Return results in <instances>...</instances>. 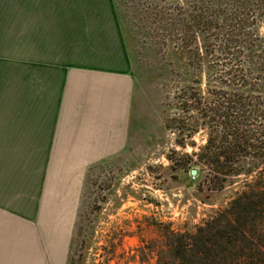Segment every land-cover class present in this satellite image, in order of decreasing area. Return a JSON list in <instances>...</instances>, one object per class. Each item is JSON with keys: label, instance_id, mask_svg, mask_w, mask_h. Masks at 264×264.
Segmentation results:
<instances>
[{"label": "crops", "instance_id": "0c3cea01", "mask_svg": "<svg viewBox=\"0 0 264 264\" xmlns=\"http://www.w3.org/2000/svg\"><path fill=\"white\" fill-rule=\"evenodd\" d=\"M118 30L109 3L0 0V264H65L86 170L126 149Z\"/></svg>", "mask_w": 264, "mask_h": 264}, {"label": "trees", "instance_id": "16d2710c", "mask_svg": "<svg viewBox=\"0 0 264 264\" xmlns=\"http://www.w3.org/2000/svg\"><path fill=\"white\" fill-rule=\"evenodd\" d=\"M157 5L140 19L144 25L158 23L165 36V65L155 78L166 88L176 85L165 128L182 149L197 134L206 136L198 152L184 157L205 175L209 195L235 185L241 189L193 231L160 224L156 245L141 247L137 264H150V257L155 264H264V48L257 56L256 46L232 32L218 40L207 36L226 25L223 6L264 10V0H196L193 5L180 0L161 10ZM84 186L67 264H85L95 237L93 222L86 224L81 213Z\"/></svg>", "mask_w": 264, "mask_h": 264}, {"label": "rangeland", "instance_id": "374dc122", "mask_svg": "<svg viewBox=\"0 0 264 264\" xmlns=\"http://www.w3.org/2000/svg\"><path fill=\"white\" fill-rule=\"evenodd\" d=\"M177 1L180 2L95 0L114 8L135 88L126 149L86 170L81 213L86 224L93 222L95 237L85 254V264H137L140 248L156 245L152 242L158 239L160 224L179 231H193L225 209L241 189L235 185L209 195L205 175L184 157L198 152L206 136L203 132L197 134L182 149L176 144L175 134L165 128L167 104L176 85L166 88L156 80L157 69L165 65V51L161 49L165 36L158 23L149 21L144 25L140 16L153 4H159L157 8L161 10L171 8ZM195 1L190 0L192 5ZM223 7L221 15L226 18V25L222 31L207 36L218 40L232 32L256 46L259 56L264 48V10L257 5L245 12H237L232 5ZM241 21L243 24L239 25ZM201 42L200 36L195 39L198 49ZM152 48L155 53L150 51ZM192 142L195 147L190 145ZM192 170L198 171L195 179ZM149 263L155 264V260L150 257Z\"/></svg>", "mask_w": 264, "mask_h": 264}, {"label": "water", "instance_id": "95a60500", "mask_svg": "<svg viewBox=\"0 0 264 264\" xmlns=\"http://www.w3.org/2000/svg\"><path fill=\"white\" fill-rule=\"evenodd\" d=\"M197 175H198V171L197 170H192L191 171V176L193 177V179H195Z\"/></svg>", "mask_w": 264, "mask_h": 264}]
</instances>
